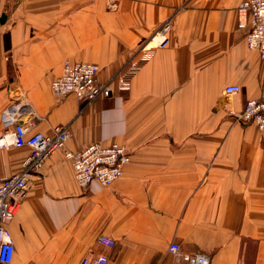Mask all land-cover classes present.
I'll return each mask as SVG.
<instances>
[{
	"label": "crops",
	"instance_id": "obj_1",
	"mask_svg": "<svg viewBox=\"0 0 264 264\" xmlns=\"http://www.w3.org/2000/svg\"><path fill=\"white\" fill-rule=\"evenodd\" d=\"M242 1L0 0V114L22 89L36 130L68 125L72 150L117 142L132 156L110 185L82 187L64 152L51 154L8 223L11 264H81L99 254L107 264H175V241L207 253L209 264H264L263 137L254 123H217L264 92V59L238 25ZM168 21V41L156 46ZM145 48L150 59L126 83L113 81L109 96L89 104L54 96L64 60L98 64L108 83ZM231 83L241 91L226 96ZM28 152L0 149V182Z\"/></svg>",
	"mask_w": 264,
	"mask_h": 264
},
{
	"label": "built area",
	"instance_id": "obj_2",
	"mask_svg": "<svg viewBox=\"0 0 264 264\" xmlns=\"http://www.w3.org/2000/svg\"><path fill=\"white\" fill-rule=\"evenodd\" d=\"M238 18L239 27L248 28L247 47L258 51L264 59V0H243L238 7ZM169 28L170 22H166L158 34L157 45L166 40L164 33ZM145 50L143 59L149 58L152 53L149 48ZM136 58L133 57L129 62L131 65L120 81L129 80L130 75L140 67ZM98 71L99 65L96 63L64 60L61 73L51 82L54 96L61 99L72 94L87 104L100 96L109 95V86L98 81ZM240 91L241 85L237 83L227 84L223 88L226 96H233ZM232 117L238 122L256 124L264 136V92L260 97L248 99L242 110L232 112ZM38 120L27 93L15 89L9 104L0 114L3 125L0 149L27 146L29 152L22 168L0 182V264H11L13 261L15 243L8 223L16 215L34 177L51 154L58 150L64 152L72 161L75 178L82 187H87L93 180L110 185L123 174L124 166L132 159L130 150L116 142L110 145L94 142L72 150L68 148V125H56L51 133H45L35 129ZM98 240L108 247L116 244L113 237L106 235L99 236ZM169 252L176 257L175 264H209L210 260L207 253L187 252L176 241L170 244ZM108 261L107 254H99L84 257L81 264H107Z\"/></svg>",
	"mask_w": 264,
	"mask_h": 264
},
{
	"label": "rangeland",
	"instance_id": "obj_3",
	"mask_svg": "<svg viewBox=\"0 0 264 264\" xmlns=\"http://www.w3.org/2000/svg\"><path fill=\"white\" fill-rule=\"evenodd\" d=\"M168 22H170V21H168ZM163 27V26H162ZM161 27V28H162ZM161 28H159L158 30H157V32L155 33V35L153 36V40H155V44H156V46H158L157 45V42H158V34H160L162 31H160L161 30ZM172 28H173V24H172V22H170V28L164 33V35L166 36V40L162 43V44H164V43H166L167 41H168V33L172 30ZM157 39V40H156ZM161 45V44H160ZM153 52V51H152ZM143 52H141V54H139V56L138 55H134V57H137L135 60H138V64L140 65V67L137 69V71H139L140 69H141V67L143 66V64L145 63V62H147L149 59H150V57H151V55H150V57L149 58H147V59H143ZM133 59V57L132 58H130L128 61L130 62L131 60ZM129 62H127L126 64H124L123 65V67L121 68V70L119 71V72H117V74H115L114 75V77L108 82V83H102V84H107L108 86H109V88H110V93H111V91H112V83H113V81H116V82H118V83H121V84H123V83H126L127 81H129V80H126V81H120V78H121V76H123L122 74H124L125 72H127L128 71V69H129V67H130V65H131V63H129ZM136 71V72H137ZM131 76V75H130ZM97 78H98V75H97ZM98 81H99V79H98ZM100 82V81H99ZM110 95V94H109ZM109 95H107V96H109ZM75 96V95H74ZM101 97H104V96H100V97H98L97 99H99V98H101ZM97 99H95V100H97ZM95 100H93L92 102H94ZM92 102H90V103H92ZM89 104V103H88ZM217 123H219V124H229V125H253V123H244V122H238V121H236L233 117H232V113H229V112H226V113H223V115H222V117L219 119V121L217 122ZM256 125V124H255ZM261 133V132H260ZM262 139L264 140V136L262 135ZM117 143V142H116ZM120 144V143H119ZM205 253V252H204Z\"/></svg>",
	"mask_w": 264,
	"mask_h": 264
},
{
	"label": "water",
	"instance_id": "obj_4",
	"mask_svg": "<svg viewBox=\"0 0 264 264\" xmlns=\"http://www.w3.org/2000/svg\"><path fill=\"white\" fill-rule=\"evenodd\" d=\"M3 18H5V15L3 14Z\"/></svg>",
	"mask_w": 264,
	"mask_h": 264
}]
</instances>
